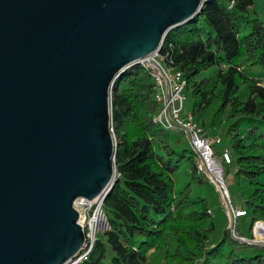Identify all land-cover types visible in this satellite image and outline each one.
Here are the masks:
<instances>
[{
    "label": "water",
    "instance_id": "95a60500",
    "mask_svg": "<svg viewBox=\"0 0 264 264\" xmlns=\"http://www.w3.org/2000/svg\"><path fill=\"white\" fill-rule=\"evenodd\" d=\"M209 1L0 0V264H76L75 202L118 180L113 83L164 74L152 55Z\"/></svg>",
    "mask_w": 264,
    "mask_h": 264
},
{
    "label": "trees",
    "instance_id": "16d2710c",
    "mask_svg": "<svg viewBox=\"0 0 264 264\" xmlns=\"http://www.w3.org/2000/svg\"><path fill=\"white\" fill-rule=\"evenodd\" d=\"M161 54L183 72L196 120L231 148L224 180L234 168L235 194L228 189L245 212L235 232L252 239L264 222V0H210L168 32ZM111 98L119 176L103 202L109 229L78 264H264V247L235 237L213 213L197 149L154 121L153 69H128ZM214 104L226 118L202 123ZM183 166L190 178L178 185Z\"/></svg>",
    "mask_w": 264,
    "mask_h": 264
},
{
    "label": "built area",
    "instance_id": "2783aa9c",
    "mask_svg": "<svg viewBox=\"0 0 264 264\" xmlns=\"http://www.w3.org/2000/svg\"><path fill=\"white\" fill-rule=\"evenodd\" d=\"M161 48L152 55V59L160 65L164 74L147 65L144 61L140 62V64L153 69L155 99L161 105L160 112L154 121L167 130H184L189 135L191 143L200 153L202 159L205 160L207 155L214 157V143H221V138L206 137L202 125L196 120L194 114L191 111L185 112L187 80L183 72L176 68L173 61H166V56L161 54ZM115 139L118 143L117 138ZM222 158L226 162L231 161L232 156L228 149L224 150ZM216 179L221 187L222 194L225 195L226 199L229 198V190L225 184L222 171L219 177L216 176ZM103 202V199L89 201L85 198H79L75 202V207L80 212V223L83 225L87 237L86 247L77 259L76 264L86 259L90 254L96 243L97 234L102 229L101 227L109 226ZM244 213V211L234 209V219Z\"/></svg>",
    "mask_w": 264,
    "mask_h": 264
},
{
    "label": "rangeland",
    "instance_id": "374dc122",
    "mask_svg": "<svg viewBox=\"0 0 264 264\" xmlns=\"http://www.w3.org/2000/svg\"><path fill=\"white\" fill-rule=\"evenodd\" d=\"M263 84H264V82H263ZM186 97H187V95H186ZM193 102L194 101L191 98L186 99L185 112L191 111L192 106H193ZM217 108H218V105L214 104L213 107L209 109L208 115L206 116V118H201L200 121L202 123H205V122L209 123L214 117H215L216 121H218L219 119H222V120L225 119L227 112L225 111L222 113L215 114ZM202 127L204 129V134L206 137H209V138L219 137V138H221V143H214L213 148H214V151L216 154L213 157V159H215L216 162L223 169L221 171L223 174V178H225L224 160L222 158V153L224 152L225 149H231V148L228 144H225V142L223 141V137L221 135L214 136V135L210 134L212 128H210L209 124H206V125L204 124V126H202ZM177 135L179 137H181L183 140L191 142L189 135L184 130H179V132H177ZM217 151H219L218 154H217ZM234 172H235V169L231 168V173L227 176L225 184H226L227 188L230 187L232 189V192L235 194V191H234L235 190ZM200 174L203 177L204 181L209 186V189H208L209 190V196L211 197V199H213L212 200V202H213V208H212L213 213L217 216L220 215L222 218L226 217L227 218L226 227L231 230L232 235H234L235 237H239L235 232L236 219H234L233 210L235 209L237 211H244V208L241 206L240 199L238 198V196H232L231 197L230 192H229V198L226 199L225 195L222 194L221 187H220V185L216 179L215 174L209 170L208 165L204 159H202L200 162ZM118 176L119 175L117 173L116 177H118ZM189 178H190V172L188 171V168L186 166H183L180 174L177 176L178 185H182ZM229 201L232 204V207L229 206ZM101 228L102 229H100V231L97 234L98 237L102 236L103 233L109 229V226H105V227L102 226ZM252 235H253L252 239L246 238V237H239V238L240 239L241 238L246 239V240H244V242H248L250 244H259V245L264 247V240L262 238L257 237V235L255 233V225L252 229Z\"/></svg>",
    "mask_w": 264,
    "mask_h": 264
},
{
    "label": "bare ground",
    "instance_id": "6f19581e",
    "mask_svg": "<svg viewBox=\"0 0 264 264\" xmlns=\"http://www.w3.org/2000/svg\"><path fill=\"white\" fill-rule=\"evenodd\" d=\"M205 161L208 165V168L211 172L215 174V176L219 177V174L221 173V167L220 165L216 162L213 157H210L209 155L206 156ZM255 233L257 237L262 238L264 240V222H259L255 226Z\"/></svg>",
    "mask_w": 264,
    "mask_h": 264
}]
</instances>
